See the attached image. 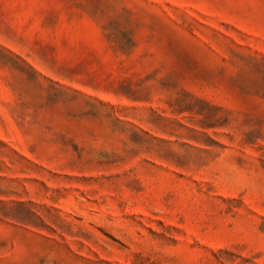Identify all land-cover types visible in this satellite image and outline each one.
Listing matches in <instances>:
<instances>
[{
	"label": "rangeland",
	"instance_id": "374dc122",
	"mask_svg": "<svg viewBox=\"0 0 264 264\" xmlns=\"http://www.w3.org/2000/svg\"><path fill=\"white\" fill-rule=\"evenodd\" d=\"M0 264H264V0H0Z\"/></svg>",
	"mask_w": 264,
	"mask_h": 264
}]
</instances>
